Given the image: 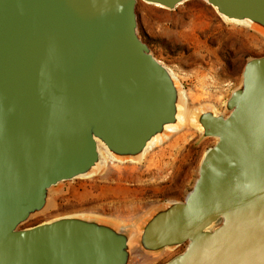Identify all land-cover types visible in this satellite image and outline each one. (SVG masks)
I'll use <instances>...</instances> for the list:
<instances>
[{
  "label": "water",
  "instance_id": "water-1",
  "mask_svg": "<svg viewBox=\"0 0 264 264\" xmlns=\"http://www.w3.org/2000/svg\"><path fill=\"white\" fill-rule=\"evenodd\" d=\"M205 1L264 29V0ZM136 3L0 0V264H133L178 247L164 264H264V55L245 61L224 113L194 116L215 143L182 201L135 228L77 215L24 226L61 183L93 174L97 143L139 160L176 124L181 93L138 35Z\"/></svg>",
  "mask_w": 264,
  "mask_h": 264
},
{
  "label": "rangeland",
  "instance_id": "rangeland-1",
  "mask_svg": "<svg viewBox=\"0 0 264 264\" xmlns=\"http://www.w3.org/2000/svg\"><path fill=\"white\" fill-rule=\"evenodd\" d=\"M136 15L139 37L180 90V128L139 160L108 157L90 176L61 183L50 195V207L24 226L77 215L135 228L159 207L182 201L197 178L203 153L215 143L200 136L194 116L203 109L224 113L245 61L264 55V34L224 20L204 0H187L173 10L137 0ZM159 168H164L160 174ZM182 249H165L133 264H164Z\"/></svg>",
  "mask_w": 264,
  "mask_h": 264
},
{
  "label": "bare ground",
  "instance_id": "bare-ground-1",
  "mask_svg": "<svg viewBox=\"0 0 264 264\" xmlns=\"http://www.w3.org/2000/svg\"><path fill=\"white\" fill-rule=\"evenodd\" d=\"M205 1V0H204ZM206 2V1H205ZM157 6V5H155ZM213 8V7H212ZM215 11L216 9L213 8ZM220 15V14H219ZM222 18H224V20L226 21H231V22H235V23H238V24H246V25H249L248 21H237V20H233V19H229V18H226L222 15H220ZM182 24V23H181ZM183 25V24H182ZM184 28V27H183ZM255 28L256 30H258L259 32H261L262 34H264V29L262 28H257V27H253ZM183 114V110L181 112H179L178 115H181ZM177 115V122L176 124L174 125H166L164 127V133L162 135H159L157 137H154L153 139H151V141H149L147 143V146H146V149L144 150V152L149 149L151 146L153 145H156L158 143H160L161 141H163L165 138H167L169 136V134L175 132L176 130H178L181 126V123L183 121V119H181L180 116ZM97 149H98V153H99V163L96 165L94 171H92V173H95L97 172L101 167H102V164L105 162L106 159H109L108 157H112L113 160L115 159L108 151L107 149L101 144V143H97ZM166 165V164H165ZM161 166V165H160ZM164 168H159L157 171H158V174L161 173V171L163 170ZM128 203V202H127ZM50 207V203L47 201V204H46V207L45 209H48ZM138 255H135V257H137ZM134 257V258H135Z\"/></svg>",
  "mask_w": 264,
  "mask_h": 264
}]
</instances>
